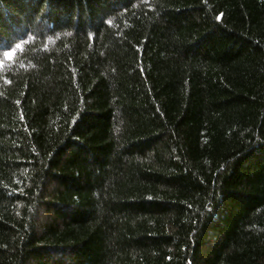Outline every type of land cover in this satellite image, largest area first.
Returning <instances> with one entry per match:
<instances>
[{
    "label": "trees",
    "instance_id": "obj_1",
    "mask_svg": "<svg viewBox=\"0 0 264 264\" xmlns=\"http://www.w3.org/2000/svg\"><path fill=\"white\" fill-rule=\"evenodd\" d=\"M0 264H264V0H0Z\"/></svg>",
    "mask_w": 264,
    "mask_h": 264
}]
</instances>
